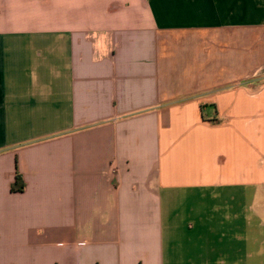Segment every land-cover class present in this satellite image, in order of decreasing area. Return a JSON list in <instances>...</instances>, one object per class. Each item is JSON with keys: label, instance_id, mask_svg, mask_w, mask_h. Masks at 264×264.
Returning <instances> with one entry per match:
<instances>
[{"label": "crops", "instance_id": "crops-1", "mask_svg": "<svg viewBox=\"0 0 264 264\" xmlns=\"http://www.w3.org/2000/svg\"><path fill=\"white\" fill-rule=\"evenodd\" d=\"M0 264H264V0H0Z\"/></svg>", "mask_w": 264, "mask_h": 264}, {"label": "rangeland", "instance_id": "rangeland-1", "mask_svg": "<svg viewBox=\"0 0 264 264\" xmlns=\"http://www.w3.org/2000/svg\"><path fill=\"white\" fill-rule=\"evenodd\" d=\"M209 197V196H207ZM221 199H232L235 200L239 199L241 201L240 205L238 204L235 206L236 208H241V205H247L252 201L253 198V191L250 190H244V191H227L224 194H222ZM179 200L182 203L183 206L177 208V214L180 216H184L186 219L185 221H188V218L193 216V201H194V194L193 192H187L185 195L180 196ZM235 209V208H234ZM216 223H214L215 225Z\"/></svg>", "mask_w": 264, "mask_h": 264}, {"label": "trees", "instance_id": "trees-1", "mask_svg": "<svg viewBox=\"0 0 264 264\" xmlns=\"http://www.w3.org/2000/svg\"><path fill=\"white\" fill-rule=\"evenodd\" d=\"M18 177V176H17ZM18 179V178H17Z\"/></svg>", "mask_w": 264, "mask_h": 264}]
</instances>
